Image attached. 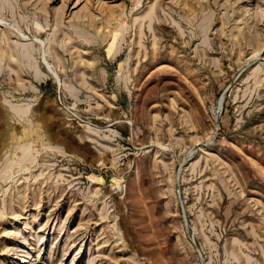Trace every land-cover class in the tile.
<instances>
[{"label": "rangeland", "instance_id": "1", "mask_svg": "<svg viewBox=\"0 0 264 264\" xmlns=\"http://www.w3.org/2000/svg\"><path fill=\"white\" fill-rule=\"evenodd\" d=\"M0 264H264V0H0Z\"/></svg>", "mask_w": 264, "mask_h": 264}, {"label": "bare ground", "instance_id": "2", "mask_svg": "<svg viewBox=\"0 0 264 264\" xmlns=\"http://www.w3.org/2000/svg\"><path fill=\"white\" fill-rule=\"evenodd\" d=\"M249 1H250V0H249ZM247 4H248V2L246 3V5H247ZM246 5H245V6H246ZM260 6H261V5H260ZM244 8H245V7H244ZM245 9H247V8H245ZM245 9H244V10H245ZM258 9H259V8H258ZM245 11H246V10H245ZM258 12H259V11H258ZM255 15H256V14H255ZM257 29H258V28H257ZM254 31H255V30H254ZM258 32H259V31H258ZM252 33H254V32H252ZM255 33H256V32H255ZM250 34H251V33H250ZM252 35H253V34H252ZM256 35H257V33H256ZM259 42H260V41H259ZM249 47H250V46H249ZM260 48H261V47H260ZM255 51H256V50H255ZM258 65H259V64H258ZM257 69H258V68H257ZM219 102H220V103H219L218 107L221 109V105H222V99H221V98L219 99Z\"/></svg>", "mask_w": 264, "mask_h": 264}, {"label": "water", "instance_id": "3", "mask_svg": "<svg viewBox=\"0 0 264 264\" xmlns=\"http://www.w3.org/2000/svg\"><path fill=\"white\" fill-rule=\"evenodd\" d=\"M225 89H226V88H224V89L221 91V93H220L221 99L223 98V94H224V92H225ZM175 178H177V177H175ZM190 240H191V242L193 243V239L190 238ZM196 250H197V249H196ZM197 252H198V250H197Z\"/></svg>", "mask_w": 264, "mask_h": 264}]
</instances>
